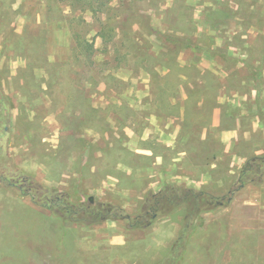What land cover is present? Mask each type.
Segmentation results:
<instances>
[{"label":"rangeland","instance_id":"rangeland-1","mask_svg":"<svg viewBox=\"0 0 264 264\" xmlns=\"http://www.w3.org/2000/svg\"><path fill=\"white\" fill-rule=\"evenodd\" d=\"M1 152L0 264L166 260L191 202L146 227L70 222L21 185L132 217L166 185L225 198L264 154V0H0ZM245 187L198 205L174 264H264V210L234 208Z\"/></svg>","mask_w":264,"mask_h":264},{"label":"trees","instance_id":"trees-1","mask_svg":"<svg viewBox=\"0 0 264 264\" xmlns=\"http://www.w3.org/2000/svg\"><path fill=\"white\" fill-rule=\"evenodd\" d=\"M98 34L100 35L101 33ZM80 50L87 57L93 54V46L89 43L82 46ZM3 157V152H1L0 159ZM263 176L264 154L260 156H253L242 166L237 181L225 198L217 200L215 197H212L213 199H209L207 197L208 194L202 191H194L184 186L166 185L163 186L159 192L149 194L142 207V214L134 217L129 216L123 210L113 208L108 204H97L96 209H94L92 204L89 202L81 203L75 206L69 201L67 194L47 189L45 187H40L36 184L35 187L38 189V191H35L36 194L26 191L23 185H21V190H23V194L30 195L32 201L36 204L51 210L55 215L61 216L63 221L91 223L97 220L122 219L129 224V227L134 228L148 226L153 218L160 213V208L162 206H169L171 209H174L176 207H180L182 204L191 202L192 208H187L184 212L182 228L178 237L172 244L169 253L165 257L166 260H170L171 263L174 264L185 256V254L190 250L193 241L195 242V238H197L192 236L190 237V230L192 229L194 218L198 217L199 213H201L198 205L202 201L207 198L208 202H215L214 204L218 206L226 207L238 190H241L248 184L259 185L262 182ZM193 205L195 207H193ZM102 209L104 211H102ZM111 210H114V212ZM198 239L199 238H197L196 241ZM166 260H162L157 264H167L165 262Z\"/></svg>","mask_w":264,"mask_h":264},{"label":"crops","instance_id":"crops-1","mask_svg":"<svg viewBox=\"0 0 264 264\" xmlns=\"http://www.w3.org/2000/svg\"><path fill=\"white\" fill-rule=\"evenodd\" d=\"M143 155L147 156V157H152L155 154L150 149L149 151H146L145 153H143ZM177 155L178 156H174L172 159L174 164H175V162H180V164L183 165L185 162H187V163L192 162L191 157H190V155L187 154L186 150L180 151ZM155 156L159 160H160V158H163V156H161V154H156ZM192 164H193V162H192ZM130 172H131V170L129 169L128 173H130ZM176 177L182 178L183 176L177 175ZM186 179L189 180V176L186 177ZM206 180H208V177L204 174V176H202L200 180L195 181L196 183L192 180H191V182L189 181L190 183H193V185L192 186L188 185V186H190V188L197 189V187L200 186L201 184H204V182H206ZM172 182L182 183L185 181H183V179H179V180H175ZM197 184H198V186H197ZM245 188H246L247 193H248L247 199L241 203H239L238 201H233L235 203L234 208L236 211L245 213V214L249 215L250 217H259L260 214H257V212L264 210V176H263V182L261 184H259V185L252 184V185L246 186ZM241 190H239V191H241Z\"/></svg>","mask_w":264,"mask_h":264},{"label":"water","instance_id":"water-1","mask_svg":"<svg viewBox=\"0 0 264 264\" xmlns=\"http://www.w3.org/2000/svg\"><path fill=\"white\" fill-rule=\"evenodd\" d=\"M92 200V198H90V201Z\"/></svg>","mask_w":264,"mask_h":264}]
</instances>
